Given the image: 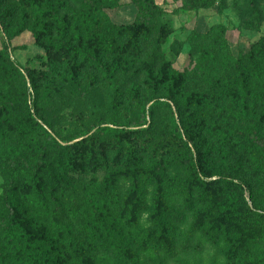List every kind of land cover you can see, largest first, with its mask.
<instances>
[{"label": "rangeland", "instance_id": "obj_1", "mask_svg": "<svg viewBox=\"0 0 264 264\" xmlns=\"http://www.w3.org/2000/svg\"><path fill=\"white\" fill-rule=\"evenodd\" d=\"M137 1L173 9L184 0ZM136 13L132 0H0V216L13 209L15 233L42 264L94 254L96 264H264V151L251 154L235 132L257 124L264 137V82L233 85L240 53L264 37V0L168 11L147 27ZM251 19L254 27L245 25ZM143 106L156 147L141 148L145 137L127 127ZM103 126L126 131L121 164H113V137L67 142ZM48 134L66 146L46 148ZM128 145L135 168L170 161L159 186L173 187L172 197L142 200L123 185ZM104 158L108 166L97 162ZM34 183L72 231L83 230L82 257L57 254L51 219L31 203ZM104 227L120 238L100 255L90 235ZM131 227L141 236L168 227L174 245L192 244L159 263L140 253ZM12 256L0 243V264H20Z\"/></svg>", "mask_w": 264, "mask_h": 264}, {"label": "trees", "instance_id": "obj_2", "mask_svg": "<svg viewBox=\"0 0 264 264\" xmlns=\"http://www.w3.org/2000/svg\"><path fill=\"white\" fill-rule=\"evenodd\" d=\"M252 2H255V4L258 6L260 0H252ZM132 3L137 8L136 21L139 25H144L146 27L151 24L155 16L163 15L168 11L172 14H177L180 11L190 12L198 11L200 9H209L215 5L218 6V9L220 11L224 9V0H184L181 5L173 9H169L165 3L163 5H159L155 3L139 2L137 0H132ZM254 10L259 13L256 8ZM253 20L254 19H251V21H247L245 25L254 27ZM237 65L238 68H236L235 71L237 73V77L233 82L234 86H239L242 90H244L246 85L250 84L251 82H264V37L256 44H254L248 52L240 53ZM245 65H249V67L245 69ZM212 96H214V94ZM156 102L159 106H166L172 114L171 105L168 102H161L159 99L155 100L154 104H156ZM127 127L136 128L134 131L139 133L140 137H145L146 144H144L141 148L144 149L145 147H147V145H152L154 147L157 146V143L159 141H155L156 130L153 127L151 121L148 119L144 106L141 108L137 119L134 122L129 123ZM259 128L260 127L257 124H252L250 128L248 130H245L244 132L239 129L235 131L236 134L245 135L247 140L252 144V146L249 147V151H251V154H258L255 147H259L264 151V137H260ZM125 132L126 131H124V129L103 126L91 134H89L90 131H88L84 134L76 135L68 139L67 142L75 140L79 137H83L85 135L87 136L83 137L81 140L89 137L93 138V136L113 137L115 140H112L111 143L113 147H118L119 149V153L113 160V164L116 165L122 163L121 154L124 149V143L121 141V136H123ZM172 136H180L179 128L175 123L172 130ZM47 138L46 148H54V145L61 148H64L66 146L57 143L49 134ZM126 148L127 153L123 162H125V165L131 168V171H127L122 176L123 185L127 186L130 183V186H132V189L134 190V194L139 195L142 200H146V198L152 196H154V198L164 200H168L170 197H172L169 195L175 190L173 187L168 186L166 189L162 190V188L159 186L160 180L163 179L167 174V170L169 168L168 164L170 163V161H167L164 166H160V168L155 169L153 172L143 170V168H135L138 166L136 161L137 149L134 147V145H128ZM262 160L264 161V153L262 156ZM97 162L103 166H108V159L106 158L101 159L100 161L98 160ZM25 163L26 162H24V164ZM116 178H120V176ZM33 189L34 193L31 197V203L34 206L35 211L41 212L45 218L51 219L52 225L55 229L54 236L56 239L54 240V242L58 244L59 248L57 254H60L61 258H66L64 257L65 255H71V257L73 258H76V256L78 255L81 256L83 252H85L84 250L86 241L85 238L82 237L83 230H78L77 233L72 231L70 229V225L61 220L62 211L60 210V205L57 200L52 196L51 199L47 201L44 194L38 192L35 183L33 184ZM101 202L103 203L102 199ZM51 204H53V208H51ZM171 212L172 211H170V213ZM14 214L15 213L13 209L10 208L7 210L5 216H0V243H3L5 245V248H9L10 251L12 250L14 254V256H12V258L9 260L19 262L20 264L22 262L42 264L39 263L37 259L28 252L27 247H25L23 243L24 239L20 238V236L15 233L17 225L13 221ZM170 223L171 220L165 221L164 224ZM130 229L133 228L131 227ZM167 229H169L170 231L172 230L168 227H166V229L161 227L158 230L155 229L148 234L144 233L143 236H141V232L133 229L134 233H136L137 237L139 238L138 245L136 246L139 249L140 253L145 254L146 256H148V258L150 257L159 263H166L171 259H174L182 249L191 246L192 243L190 239H187V241H185L182 248L174 245L172 237L173 235H170L169 231H166ZM107 233L109 234L110 232L106 227H104V232L101 235L96 230L91 231V244L95 249L101 246L100 251H102V253H99L100 255H106L110 252L109 248L112 246V242L116 245H118L119 243L118 239L120 237L112 236L110 237L111 239H109ZM93 250L94 249H90V251ZM119 250L121 249L119 248ZM120 252L123 253L124 250H121ZM0 260L4 259L0 257ZM80 260L82 261V263L80 264H96L98 261L100 262L101 258L98 254H94L91 262L90 260L84 261L85 259ZM105 263L108 264L107 262Z\"/></svg>", "mask_w": 264, "mask_h": 264}]
</instances>
